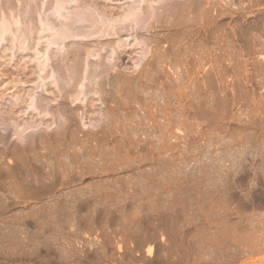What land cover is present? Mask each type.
I'll list each match as a JSON object with an SVG mask.
<instances>
[{
  "label": "rangeland",
  "instance_id": "1",
  "mask_svg": "<svg viewBox=\"0 0 264 264\" xmlns=\"http://www.w3.org/2000/svg\"><path fill=\"white\" fill-rule=\"evenodd\" d=\"M2 1L10 19L13 12L25 10L18 13L20 30L24 24L45 20L41 10L42 17L36 14L37 7L16 8L23 1L1 0L0 5ZM128 1L84 2H91L93 6L87 8L92 10L97 5V10H110L105 18L114 19ZM190 15L195 20L186 26ZM190 15L182 31L174 35L157 28L161 36L166 34L159 44L160 51L166 50V59L154 61L151 66H155L143 74L144 81H134L139 90L130 84L138 91L131 87L121 95L124 111L119 115H104L106 107L98 93L86 97L93 104L89 113L100 110L104 116H87L82 102H67L85 125L75 134L77 141H72L69 151L84 152V146L96 145L86 136L90 130L103 129L107 139L93 160L78 159L68 165L71 170L81 165L79 170L85 171V179L76 182L74 190L81 186L84 191L88 188L86 193L95 191L97 200L101 197L95 216L90 203L75 220L59 212L50 215L44 200H17L7 194L6 184L0 185V264H264V0H199ZM153 31L141 35L139 41L154 35ZM42 39L37 45L28 41V47L35 45V51L46 48L47 54L61 56L73 45L75 50L79 47V51L103 57L109 43L116 46V37L110 36L68 39L57 48ZM128 42L133 41L129 38ZM139 43L134 50L122 48L118 69L123 73L136 75L139 70L137 52L146 46ZM5 45H0V53L7 49ZM148 48L146 60L154 49ZM12 49L0 56V91L9 88L0 101L4 106L13 101H9L11 93L22 98L34 90L36 96L46 95L36 89L37 75L30 73L34 50ZM79 51L75 52L78 59L74 53L68 62L79 60L81 53L85 57L80 61L86 65L97 61L96 55L88 57V51ZM115 56L108 60L115 64ZM68 62L64 60V65ZM17 63L20 66L15 69ZM75 105H79L77 110ZM98 153L103 156L98 158ZM7 203L16 207L4 206Z\"/></svg>",
  "mask_w": 264,
  "mask_h": 264
},
{
  "label": "bare ground",
  "instance_id": "2",
  "mask_svg": "<svg viewBox=\"0 0 264 264\" xmlns=\"http://www.w3.org/2000/svg\"><path fill=\"white\" fill-rule=\"evenodd\" d=\"M18 1L19 0H17V2ZM25 1L26 3L24 4ZM84 1L86 0H21L20 2L22 3L18 2L19 4H16L17 3L16 2L15 3L16 5L10 3L12 4L10 5V7L14 5L16 8H18V6H21L23 8L28 7L30 9L31 7L32 9L34 7H37L38 9H35L36 14L38 12V15H41L40 10L43 12L42 14H45V16L41 15V17L42 16L45 17V20L44 18L43 19L41 18L40 21H38V23L33 22L35 24L32 25L31 24L29 25L27 23V20H29L28 18L30 16L29 15L27 17L26 23L30 26V28L28 25L27 27H25L26 24H24L23 28L24 27L25 28L24 29L22 28L21 30H20V25L18 26L19 20L21 18L20 17L21 14L19 16L18 13L19 12L21 13L22 10L17 13L13 12L14 14L11 13V15L13 14L12 15L13 17L11 16L10 19V17H7V15H10L9 11H6L8 8L5 10L7 13L3 10L5 9L3 7H5L6 2L3 4L2 1V5H0V45H3V43L7 45V49H5L6 48L5 47L1 51L0 53L1 57L4 56V53H6L7 52L6 50H8L9 48L10 49L15 48L16 50H19V52L20 50L21 51L26 49L29 50V48L31 49V47H28V44L29 46L31 44L28 41L31 40L33 41V43L35 42L34 44L37 45V42L40 41V39H42L43 37H44L43 39H45L46 42H48L50 45L51 44L55 45L56 48L58 47V45L60 46L63 43V41L65 42V40L73 39V38H77L81 40V39H89L93 37H96V39L97 37L99 38L108 37V36L116 37V46L113 43H109L107 46L108 54L106 56L102 57V55L101 56L98 55L99 53L94 54V52L92 53V51H90V55H89V51L87 50L88 57L91 56L92 53V55L94 56L96 55L97 58V61L95 60V62H93L94 64L89 63L90 65H86L85 63H83L82 60L80 61V59L82 58L81 56L82 53L81 54L79 53L80 54L79 56L81 58L79 57V60L77 61L73 60V58L72 59L70 58L71 56L74 55L76 51H77L76 53H78L79 47L78 48L76 47L75 50V46L72 45L73 48H71L72 46L70 47L68 46L69 48L68 47L67 49L65 48L64 54H61V56H59L60 54L58 52L54 51L55 55L59 56L58 59L56 58L54 53L51 54L53 57H55L58 60L56 61L55 58H54L55 60L51 58L50 54H47L48 50L46 51V48L45 49L42 48L43 50L41 49V51H35L36 48H33L35 45H32V49L34 50L33 59L35 65L33 68H31L30 73L37 75V78L35 77L36 81L38 79V82H36L37 83L36 89L38 88L40 92H43L46 95L36 96L35 92L38 91L35 90L28 92V94L24 98H22L20 94L18 95L11 93L10 95L11 98L9 97L8 98L9 101L10 99L13 101H10L9 104H7V106L0 104V185L1 186L3 185L4 187L5 186L4 184H6L7 187H4L5 191L7 192L8 195H11L15 198L31 197L35 199L44 200L42 202L43 204H46V207L44 205L43 206L46 208V211L50 215L59 212L62 213L63 215L64 214L69 215L71 219L74 220L77 217L78 215L77 213H79L81 208H84V210L85 208L86 209L89 208V203L91 204V209L89 208V210L90 211L92 210V214L94 213V211H97L96 209L98 205L101 204L99 202V199L101 197L97 200V195L95 191L91 192L90 189V193H86L88 188L87 190L84 191V189H82L81 186H79L80 188H77L78 191H75L77 189L74 190L72 186H75L76 182H77L76 184L78 185L79 182L82 181V179L83 180L85 179V171L82 169L79 170V167L81 165L79 167L75 165V167L78 168L77 170H73L75 169V167H73V169L71 170L72 167L68 165H71V162L76 161L78 159H84L85 161V159L87 158L86 160L87 162L88 159L89 161L93 160L97 156V154L95 153L96 150L98 151L102 147H105L103 145L107 139L103 137L104 134V132L102 133L103 129L102 131H100L101 128H99L100 130L95 132H93L92 130L89 131L88 129L89 132L88 133L86 132V136H88L87 138H90L91 141L96 142V145L84 146L83 150H81V151L86 150L84 152H79L80 149L78 151L75 149L77 152L69 151L71 147V146L69 147V145L72 143V141L73 142L77 141V138L74 137L75 134L77 133L78 130L82 131L81 129H83L85 125H83L82 116H77L76 112L78 111H74L72 108H70L67 102L69 100L70 103H74L77 101H79L80 103L82 102L83 103L82 108L85 109V110L82 109V111H84V114L87 116H104V115L116 116L117 113H118L117 115H119V111H122L121 110L122 104L119 103L120 102L119 99L121 95L126 93V91H129L128 88H131L133 86L132 84L134 83V81L135 83L136 81L139 83L141 82V78L142 80L146 79V76L145 78H143V74L148 72L150 67L155 66V65L153 66L151 65L153 64L154 61L158 60L159 58L162 59L164 57V54L166 53V50L160 51V46H159V44L163 41V37L166 36V34L170 36V34L172 33L174 35V32H179L180 30L182 31L181 25L183 23L184 25L182 26H185L186 24L183 21L188 20V18L191 21L186 22L188 23L186 26H188L190 22L193 23L194 21L192 22V20H195V17H193L190 14L194 13L199 3V0L198 1L197 0H129L128 3L123 8L121 7L122 9L118 8L119 10L116 12V14H114L116 15L114 19H111V16L109 19L108 18L106 19L105 16L107 15L108 17V15H110L109 12L110 10L108 11V9L105 8L109 14H106L107 12H104L105 9L97 10L96 8L98 7L97 4H96L97 6L93 7V9L95 10L89 9L87 7H89V5L93 6V4H91L90 2V4L87 5L86 3H88V1L86 3ZM16 8L12 7V9H15V11L20 10V9L16 10ZM29 10L28 12H30V14L33 12L32 14L36 15L34 10H31L32 12ZM210 10H211L210 7L206 9V13H208V19H210V15H209ZM23 11L25 12V10ZM23 15L25 16L24 13ZM23 15H22V19H23ZM189 15L190 17H188ZM48 16H51L52 19H47ZM191 17H193L194 19ZM157 28L162 29V31H166V34L165 35L163 34L164 36L163 35L161 36L160 33H158L160 31H158ZM150 30H155V32L153 31L154 35L151 34L152 36L149 37L145 36L143 37L145 42L144 41L140 42L138 38L141 35L144 36L145 33L146 34L149 33ZM122 34L124 35L126 34V37L121 38ZM141 37L140 39L143 40ZM129 38L130 40L133 41L131 45L129 42L127 43V39ZM139 42L142 45H144L143 43H145L146 45L143 46L145 47L144 49H142L143 48L142 47L140 48L141 50L137 52V54L141 55V57L137 55L138 57H140V59H138L140 66L139 70L136 72V75H131V74L128 75L126 73H123L118 69L119 68L118 62L121 58L120 56L123 50L122 48L125 47L127 48V46L129 47L132 46L133 49L134 46L136 47V45H138ZM148 46L154 48L152 49L153 51L151 52L150 60L145 59L146 55H148V53L151 51V49L148 48ZM102 47L105 46L103 45ZM81 51L84 50L82 49L79 52ZM85 51L84 54L87 53V51L86 52ZM171 52L172 51H170L168 54H171ZM115 54H116L115 56L116 63L114 64V62H110L108 59L112 58ZM68 56H70L69 58L71 60L69 62L72 63L71 65H69V67H71L72 70H70V68L68 67V64H70L68 62L69 60ZM76 56H78V54L75 55V59L77 58ZM84 57L82 59H84ZM5 58L7 57L5 56ZM64 60L68 62V64L66 65L67 67L64 65ZM18 64L19 63H17L14 66L15 69H17L16 67L18 66ZM207 64H208V68H210L211 66L210 61H208ZM112 71H115V73L112 76H109L108 73ZM32 82H35V79ZM2 83L3 82H1L0 85ZM93 84L96 85V88L94 87L95 90L93 88ZM136 84L134 87L137 89L138 87L136 86L138 85ZM143 84L144 83L139 84V86H143ZM11 86L14 87V84ZM8 89L9 88H4L2 91H0V101L3 99L4 93H6ZM132 89L134 88L132 87ZM136 89L134 90L138 91L140 88H138V90ZM91 93L99 94V97L101 98V103L104 104L106 107V111L104 115L103 112L100 110L96 112L92 110L89 113L90 108L93 106V104H92V100H89L88 98L86 100V97L88 94ZM57 100L59 103H55L57 102ZM78 106L75 105L76 110ZM25 114L26 116H24ZM87 141H83V142L87 144L88 143ZM101 142H103L102 146H100ZM99 151L101 152V150ZM98 156H99L98 158H100V156H103V154L99 155L98 153ZM78 161L77 163L75 162V164L79 165ZM84 161L82 162L84 163ZM91 187L92 186H90V188ZM94 194L96 198H94L95 197ZM91 197L94 198L93 201ZM11 199L13 198L11 197ZM9 201L11 200L9 199ZM14 203L15 205L17 204V202ZM3 204L5 203H2V205ZM7 204L8 205H4V206L11 205V203L10 204L7 203ZM12 205L11 208L15 206ZM99 207H101V205ZM85 212L86 211H84V213ZM86 214L87 212L84 215ZM91 216L92 215L90 213V217ZM84 221L86 222V220ZM79 222H81V220ZM98 226H100V224ZM92 228L89 229L91 230ZM89 232L91 233V231ZM148 253H150V249L147 251V254Z\"/></svg>",
  "mask_w": 264,
  "mask_h": 264
}]
</instances>
